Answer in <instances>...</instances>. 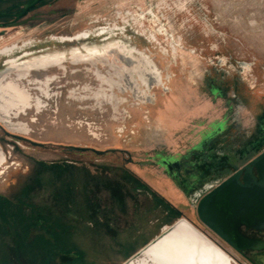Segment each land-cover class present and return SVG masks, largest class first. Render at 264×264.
<instances>
[{
    "label": "rangeland",
    "instance_id": "obj_1",
    "mask_svg": "<svg viewBox=\"0 0 264 264\" xmlns=\"http://www.w3.org/2000/svg\"><path fill=\"white\" fill-rule=\"evenodd\" d=\"M27 1L1 2L0 13ZM30 17L36 19L0 26V51L20 47L0 54V79L29 90L43 106L11 113L10 120L28 124L27 135L0 124V264H54L49 243L26 242L28 228L40 221L60 252L77 256L70 264H123L182 216L220 240L237 264H248L196 215L201 192L221 178L187 195L161 160L187 163L203 179L223 169L231 148L264 150V0H47ZM127 44L159 70L151 103L142 104L124 80L123 90L99 82V73L119 80L116 70L143 60L121 52ZM24 52L37 55L6 67ZM118 183L122 192L113 194ZM151 186L170 192L173 204Z\"/></svg>",
    "mask_w": 264,
    "mask_h": 264
},
{
    "label": "water",
    "instance_id": "obj_2",
    "mask_svg": "<svg viewBox=\"0 0 264 264\" xmlns=\"http://www.w3.org/2000/svg\"><path fill=\"white\" fill-rule=\"evenodd\" d=\"M3 1L6 0H0V2ZM42 1L30 0L24 3L21 6L23 11L13 15V17L18 20L25 18ZM5 16H8L7 13H0V18ZM18 25L12 22L5 26L15 27ZM11 136L15 139L24 140L36 145V143H32L23 137ZM69 149L76 152L91 151L97 155L118 151H98L89 148L73 147ZM234 169L235 173L232 174L229 171L227 174H224L223 180L198 197L195 202L196 215L200 223L237 252L259 250L261 248V242L247 238L242 234L241 229L245 227L247 230L264 231V150L258 155H251L249 157V163L242 169L238 167ZM184 235L192 239L208 242L206 237L196 230L186 217L182 216L172 225L164 227L158 236L123 264H133L146 256L149 251L161 245L167 238H175L178 236L184 238ZM44 236L47 240L54 242L47 234H44ZM169 255H166V252H161L157 256L160 258L161 256ZM75 258L74 255H60L56 260V264L67 263Z\"/></svg>",
    "mask_w": 264,
    "mask_h": 264
},
{
    "label": "bare ground",
    "instance_id": "obj_3",
    "mask_svg": "<svg viewBox=\"0 0 264 264\" xmlns=\"http://www.w3.org/2000/svg\"><path fill=\"white\" fill-rule=\"evenodd\" d=\"M118 48L121 52L128 53L130 56H140L141 52L136 47H126L125 45H120ZM33 56V55H31ZM128 56V55H127ZM126 56V57H127ZM143 56V55H142ZM143 56L139 58L138 64H134L132 60L130 62L131 67L124 66V71L120 73L116 70L115 76H118L119 80L112 81L108 77L102 78V74L99 73V82H105L108 84L109 88L118 86L120 89H124L123 80L128 89H130L136 97H139L142 104L151 103L152 96L150 97V92L154 87H158L161 84V75L158 72L157 68L154 66L150 59H145ZM128 59V58H127ZM131 59V58H130ZM129 59V60H130ZM57 62L49 63V66L46 68H51V66L57 65ZM117 63H108V66H121ZM125 64V63H124ZM129 64V65H130ZM107 66V67H108ZM122 67V66H121ZM120 67V68H121ZM109 70V68H108ZM110 71V70H109ZM128 71H132L133 75L131 76ZM112 73V72H111ZM117 73V74H116ZM96 74V73H95ZM106 75V74H103ZM27 73L21 72L18 75L20 82L23 83ZM4 78L0 79V119L4 121L6 127L9 131L16 134L27 135L30 132L28 124H24L20 121L14 122L10 120L11 113L15 117H21V114H26L28 110L35 108L37 112L43 110L42 103H34L32 93L29 90L22 88L19 84L14 82H5ZM50 80L45 82V85L49 87ZM140 88L142 90H140ZM105 91V90H104ZM106 93V92H105ZM104 93V94H105ZM98 95V93H97ZM100 95V94H99ZM98 95V96H99ZM45 98H50L51 95L46 91L43 93ZM107 94L105 97L107 98ZM113 99V95H111ZM102 97V96H101ZM110 102V100H109ZM118 104V102H117ZM5 161V156L2 152L0 146V167ZM188 220V219H187ZM189 221V220H188ZM189 223L198 230L203 236L206 237L205 241H200L198 239H192L188 236H183L184 238L178 236L175 238H167L161 245L157 246L155 249L148 252V254L141 259L137 260L133 264H230L231 259L229 256L214 242H212L202 231L196 228L190 221ZM180 239V240H179ZM161 252H166L170 254L169 256H161L158 258V254Z\"/></svg>",
    "mask_w": 264,
    "mask_h": 264
},
{
    "label": "flooded vegetation",
    "instance_id": "obj_4",
    "mask_svg": "<svg viewBox=\"0 0 264 264\" xmlns=\"http://www.w3.org/2000/svg\"><path fill=\"white\" fill-rule=\"evenodd\" d=\"M6 1H8V0H6ZM6 1H3V2H6ZM46 1L47 0H43L40 3V5H38L35 9H37L41 5L45 4ZM23 4L24 3L15 4V8L18 10V12L14 11L15 8L13 10L10 9L9 11H4L5 13H7L8 16H5V17L0 18V19H8V22L0 23V26H5V25H7L9 23H12V22H15L16 24H19L18 26H22V25H24L26 23L33 22L36 19V17H30L29 19H26V18L35 9L31 10L28 13V15L25 18H23V19L18 20L15 17H13V15L19 14V13H21L23 11V8L21 7ZM87 35H88L87 33L80 34V35L77 36V38L78 39L86 38ZM67 40L71 41L70 38H68ZM23 45H26V43H24ZM101 45H98V46H101ZM127 45L129 47L131 46L129 44H127ZM18 48H20L18 45H12V47H6L5 49H2L0 51V54H9V53L13 52L14 50H16ZM81 48H83V46H81L80 48L73 47L71 49H81ZM68 51L69 50H63V51L58 50L57 54H63V53L67 54ZM46 52H50V51H46ZM46 52H43V53H46ZM43 53H41L38 56H42ZM141 54L143 56H145L147 59H150V58H148V56H146L142 52H141ZM31 55H37V54L30 53V52H24L21 56H19L17 58H14V59L8 60L6 62V67L11 65V64H14L16 62H21L23 60H26V59L30 58ZM150 62L153 63V61L151 59H150ZM237 80H239V77H237ZM209 86H210V88L212 89L213 92H219L217 90V88H216V85H214L213 83L210 84ZM0 124L3 125L5 127V129L8 131V129L6 127V124L1 119H0ZM8 132L11 133L10 131H8ZM11 134H13V133H11ZM244 141L248 142V140H242V146H244V144H245ZM263 141H257V140L255 141L254 140L253 144L254 145L255 144H259V143H262ZM251 145L252 144H250V146ZM247 147L248 146H246V149L243 152L240 151L241 148H239V147L237 149H232L231 148L230 153L232 155V158H228V159L226 158L225 159L224 164L221 166V167H223V169L220 170L219 166L215 167V168H212L211 169V175H208V176L204 177L203 179H200V177L199 178H194L193 177L195 175L194 171L193 170H189L187 168V166H188L187 163L181 162L179 160H175V161L170 162L168 164H167L166 160H161V165L166 167V164H167V167H166L167 172L171 176L173 181L177 185H179L183 189V191H185V193L187 195H190L191 193H194V192H196L198 190H201L205 186V184L210 183L214 178H221V180H223L224 179L223 175L227 174L229 171L232 174L235 173V169H234L235 167H238L239 169H242L244 166H246L249 163V157L254 154V152L252 150H250L249 147L248 148ZM130 161H132V159H130ZM183 174H186V177L183 176ZM189 177H191V179H189ZM182 180L184 181V185L181 183ZM95 188H96V186H95ZM110 188H111V192L113 194H118V193L121 194V192H122V188H121V185L119 183L115 184V185H112ZM97 190L100 191V188H98V186H97ZM202 193L203 192H201V195H202ZM13 205L19 206V204L18 205L17 204H13ZM75 220L78 221L79 219L75 218ZM190 222L196 228H198L200 231H202L212 242H214L218 247H220L229 256V258L231 259V263L230 264H237L235 262V260L231 257L229 252L226 249H224V247L221 245L220 240H218V242H217L215 240L216 238H213L212 236H210L208 233H206L201 228H199L197 225H195L192 221H190ZM241 232H242V234L244 236H246L249 239L260 241L261 242V248L259 250H255V251L247 250V251L237 252L236 250L231 248L229 245L228 246L232 250L237 252L248 264H264V231L247 230L245 227H242ZM44 234H47L48 236H50V238L54 242H52L50 240H47L45 238ZM21 236H22V233L19 234V240L22 239ZM37 239H40V240L42 239V240L46 241L47 243H49L52 246L53 252L56 255V259L54 260V264H56V260L59 258L60 255H74V254L62 253V252H60L59 249L56 248L57 247V245H56L57 242H56L55 238L53 237V235L48 230L47 225L45 223H43V221H40L38 225L31 226V227L28 228L27 241H26L28 246L32 245V243L34 241H37ZM74 256L76 257L74 260H72L70 262H67V263H63V264H70V263H73V262L77 261V256L76 255H74Z\"/></svg>",
    "mask_w": 264,
    "mask_h": 264
},
{
    "label": "crops",
    "instance_id": "obj_5",
    "mask_svg": "<svg viewBox=\"0 0 264 264\" xmlns=\"http://www.w3.org/2000/svg\"><path fill=\"white\" fill-rule=\"evenodd\" d=\"M169 177L171 178V176L169 175ZM150 186V185H149ZM152 188L153 192H155L159 197H161L163 200H167L169 203L173 204L172 201L170 200L172 197L170 194V192L168 191H159L158 189L153 188L152 186L150 187Z\"/></svg>",
    "mask_w": 264,
    "mask_h": 264
}]
</instances>
